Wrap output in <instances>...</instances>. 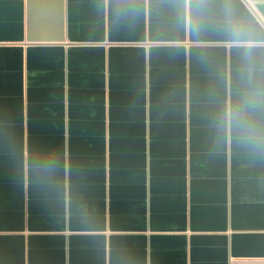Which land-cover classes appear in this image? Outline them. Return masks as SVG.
Wrapping results in <instances>:
<instances>
[{
  "label": "crops",
  "instance_id": "1",
  "mask_svg": "<svg viewBox=\"0 0 264 264\" xmlns=\"http://www.w3.org/2000/svg\"><path fill=\"white\" fill-rule=\"evenodd\" d=\"M0 264H264V0H0Z\"/></svg>",
  "mask_w": 264,
  "mask_h": 264
},
{
  "label": "clouds",
  "instance_id": "2",
  "mask_svg": "<svg viewBox=\"0 0 264 264\" xmlns=\"http://www.w3.org/2000/svg\"><path fill=\"white\" fill-rule=\"evenodd\" d=\"M234 115H235V116H238L239 113H238V112H237V113H233V112L230 111L229 113L226 114L225 119L228 120V121L230 122V121L232 120V118H233Z\"/></svg>",
  "mask_w": 264,
  "mask_h": 264
}]
</instances>
